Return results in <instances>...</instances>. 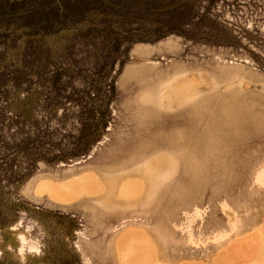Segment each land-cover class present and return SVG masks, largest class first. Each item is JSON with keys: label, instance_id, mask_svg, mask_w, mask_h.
I'll return each instance as SVG.
<instances>
[{"label": "rangeland", "instance_id": "obj_1", "mask_svg": "<svg viewBox=\"0 0 264 264\" xmlns=\"http://www.w3.org/2000/svg\"><path fill=\"white\" fill-rule=\"evenodd\" d=\"M0 264H264V0H0Z\"/></svg>", "mask_w": 264, "mask_h": 264}, {"label": "crops", "instance_id": "obj_2", "mask_svg": "<svg viewBox=\"0 0 264 264\" xmlns=\"http://www.w3.org/2000/svg\"><path fill=\"white\" fill-rule=\"evenodd\" d=\"M183 84L184 85V92L181 91H173L175 90V85L179 86ZM176 86V87H177ZM189 90V82L188 81H181V82H174L172 84H170L169 86H167L163 92V96L168 100V101H172L177 97H182L186 94V92ZM97 176H99L97 174ZM103 182V191L101 193H99V197H97L98 201L104 200V201H109L111 199L112 196H114L115 194H117V189L119 187V184H121V181L116 180L114 177H101L99 176ZM128 179V178H126ZM138 180H141L142 185H143V181L141 178H136ZM128 199V198H126Z\"/></svg>", "mask_w": 264, "mask_h": 264}, {"label": "bare ground", "instance_id": "obj_3", "mask_svg": "<svg viewBox=\"0 0 264 264\" xmlns=\"http://www.w3.org/2000/svg\"><path fill=\"white\" fill-rule=\"evenodd\" d=\"M177 85H175V90L173 91H181L183 89V86L181 87H176ZM93 177V186H92V192H95L97 194L101 193L103 191V182L101 180V178L99 176H97L96 173L92 174ZM46 184H43V182H39L37 184L38 188H42L45 187ZM142 189V182L141 180H138L136 178H128L125 179L121 182V184H119V187L117 189V194L121 197L124 198H132L134 196H136V194L138 193V190ZM116 195V194H115Z\"/></svg>", "mask_w": 264, "mask_h": 264}]
</instances>
